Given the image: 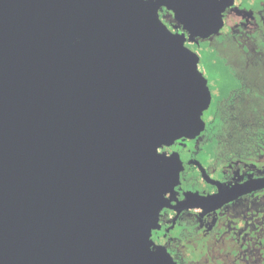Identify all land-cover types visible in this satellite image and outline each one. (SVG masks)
I'll use <instances>...</instances> for the list:
<instances>
[{"label":"water","instance_id":"1","mask_svg":"<svg viewBox=\"0 0 264 264\" xmlns=\"http://www.w3.org/2000/svg\"><path fill=\"white\" fill-rule=\"evenodd\" d=\"M162 7L179 20V0H0V264H176L151 240L179 179L158 149L201 132L210 92Z\"/></svg>","mask_w":264,"mask_h":264},{"label":"flooded vegetation","instance_id":"2","mask_svg":"<svg viewBox=\"0 0 264 264\" xmlns=\"http://www.w3.org/2000/svg\"><path fill=\"white\" fill-rule=\"evenodd\" d=\"M159 15L197 56L210 102L198 135L158 149L179 179L151 240L176 264H264V0H179V20Z\"/></svg>","mask_w":264,"mask_h":264}]
</instances>
